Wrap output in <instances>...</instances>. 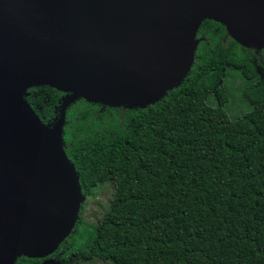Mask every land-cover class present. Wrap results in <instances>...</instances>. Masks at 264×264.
<instances>
[{
  "label": "trees",
  "instance_id": "1",
  "mask_svg": "<svg viewBox=\"0 0 264 264\" xmlns=\"http://www.w3.org/2000/svg\"><path fill=\"white\" fill-rule=\"evenodd\" d=\"M229 72L243 82L246 110L210 135L203 111L226 106ZM70 97L48 86L23 91L46 127L62 121L80 193L109 184L111 200L96 226L80 220L54 252L17 264H264V46L242 45L225 24L205 20L181 84L154 104ZM181 100L186 108L156 135L152 116Z\"/></svg>",
  "mask_w": 264,
  "mask_h": 264
},
{
  "label": "water",
  "instance_id": "2",
  "mask_svg": "<svg viewBox=\"0 0 264 264\" xmlns=\"http://www.w3.org/2000/svg\"><path fill=\"white\" fill-rule=\"evenodd\" d=\"M205 20L264 46V0H0V264L54 252L84 197L62 121L46 127L23 91L145 108L181 84Z\"/></svg>",
  "mask_w": 264,
  "mask_h": 264
},
{
  "label": "rangeland",
  "instance_id": "3",
  "mask_svg": "<svg viewBox=\"0 0 264 264\" xmlns=\"http://www.w3.org/2000/svg\"><path fill=\"white\" fill-rule=\"evenodd\" d=\"M224 88L228 89L230 93L229 101L226 103V106L217 111L214 108L216 107L214 103L210 102L211 108H206L203 111V120L206 125V130L210 135L215 134L221 129H228L233 124V119L240 113L246 110V106L241 102L239 97L240 88L243 85V82L240 78L229 72L223 82ZM186 108L185 100H181L172 106L168 107L165 111L161 113L154 114L151 118L152 128L156 135L163 136L166 135L170 123L177 119V117L182 113ZM112 194V186L109 184H104L97 188L92 196L81 198L80 202V211L78 212V218L75 223L82 221L85 224L91 226H96L100 223L103 214L108 209ZM83 228L82 224L78 225L77 229L81 230ZM74 235V234H72ZM75 237V236H73ZM72 237V238H73ZM70 238L69 242H72ZM78 264H110L106 261H97L91 260L86 262H80Z\"/></svg>",
  "mask_w": 264,
  "mask_h": 264
}]
</instances>
